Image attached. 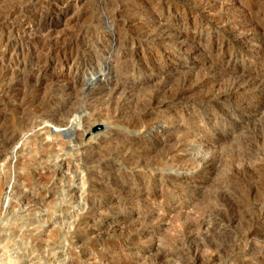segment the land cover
Returning <instances> with one entry per match:
<instances>
[{
  "label": "rangeland",
  "instance_id": "374dc122",
  "mask_svg": "<svg viewBox=\"0 0 264 264\" xmlns=\"http://www.w3.org/2000/svg\"><path fill=\"white\" fill-rule=\"evenodd\" d=\"M123 1L72 27L82 87L50 106L85 105L68 129L0 120V264H264V0Z\"/></svg>",
  "mask_w": 264,
  "mask_h": 264
},
{
  "label": "bare ground",
  "instance_id": "6f19581e",
  "mask_svg": "<svg viewBox=\"0 0 264 264\" xmlns=\"http://www.w3.org/2000/svg\"><path fill=\"white\" fill-rule=\"evenodd\" d=\"M125 1V0H124ZM123 1V2H124ZM143 1V0H142ZM211 1V0H210ZM218 1V0H217ZM256 1V0H255ZM5 0H0V120L7 121L10 116H21L16 120V127L24 130L30 126L29 109L33 108L34 114L46 119L56 127L67 128L68 118L73 112H79L78 105L68 102L58 109L50 108L53 104L52 98L57 100L67 93L75 92L78 87H82L78 79L81 68L77 63L78 48L84 38L79 31L74 33L72 27L81 17L84 0H20L13 3V6L5 7ZM7 2V1H6ZM84 2V3H83ZM128 2V0H127ZM131 2V0L129 1ZM187 2V1H186ZM199 2V1H198ZM201 2V1H200ZM209 2V1H208ZM220 2V1H219ZM218 2V3H219ZM229 2V1H228ZM233 2V1H232ZM241 2V1H240ZM12 3V2H10ZM9 3V4H10ZM126 3V2H125ZM210 3V2H209ZM208 3V4H209ZM214 3V2H212ZM211 3V4H212ZM84 4V5H83ZM87 4V3H86ZM120 4V2H119ZM202 4V3H201ZM200 4V5H201ZM222 4V3H221ZM219 3V5H221ZM226 4V3H225ZM42 5V6H41ZM89 5V4H88ZM124 5V4H123ZM129 5V4H128ZM215 5V4H214ZM218 5V6H219ZM257 5V4H256ZM9 6V5H8ZM41 6L38 12L35 11L34 21L27 17L26 8L32 10ZM86 6V5H85ZM118 6V5H117ZM143 6V5H142ZM145 6V5H144ZM213 6V5H212ZM89 7V6H88ZM119 7V6H118ZM216 7V6H215ZM234 7V6H232ZM259 7L262 8L260 5ZM153 8V7H152ZM203 8V7H202ZM224 8V7H223ZM230 8V6H229ZM228 8V9H229ZM256 8V7H255ZM258 8V7H257ZM264 8V7H263ZM87 9V8H86ZM85 9V10H86ZM112 9V7H110ZM114 9V8H113ZM113 9L111 12H113ZM120 9V8H119ZM132 9V8H131ZM201 9V8H200ZM212 9V8H211ZM222 9V8H221ZM238 9V8H237ZM243 9V8H242ZM38 10V9H37ZM83 10V11H85ZM116 10V9H115ZM114 10V11H115ZM122 10V9H121ZM144 10V9H143ZM147 10V9H146ZM217 10V9H216ZM246 10V9H245ZM255 10V9H254ZM29 11V10H28ZM87 11V10H86ZM109 11V14H110ZM139 11V10H138ZM141 11V10H140ZM148 11V10H147ZM150 11V9H149ZM154 11V10H153ZM211 11V10H210ZM119 12V11H118ZM240 12V11H239ZM246 12V11H245ZM262 12V11H261ZM25 13V14H24ZM34 13V11H33ZM117 13V12H116ZM248 13V12H247ZM255 13V12H254ZM114 14V13H113ZM32 15V14H31ZM34 15V14H33ZM107 15V14H106ZM119 15V14H118ZM216 15V14H215ZM264 15V14H263ZM109 16V15H108ZM107 16V17H108ZM248 16V15H246ZM258 16V15H257ZM31 17V16H30ZM110 17V16H109ZM124 17V16H123ZM129 17V16H128ZM225 17V16H224ZM113 18V17H112ZM111 18V20H112ZM157 19V17H155ZM204 18V17H203ZM256 18V17H255ZM259 18V17H258ZM28 19V20H27ZM106 19V18H105ZM115 19V18H114ZM123 19V18H122ZM210 19V18H209ZM260 19V18H259ZM109 20V19H108ZM255 20V19H254ZM253 20V21H254ZM107 21V20H106ZM114 21V20H113ZM151 21V20H150ZM212 21V19H211ZM226 21V20H224ZM196 22V21H195ZM219 22V21H217ZM252 22V21H251ZM215 23V22H214ZM224 23V22H223ZM260 23V22H259ZM78 24V23H77ZM196 24V23H195ZM225 24V23H224ZM236 25V23H234ZM239 24V23H238ZM237 24V25H238ZM258 24V23H257ZM197 26V24H196ZM202 26V25H201ZM200 26V27H201ZM209 26V25H208ZM245 26V25H244ZM75 27V26H74ZM239 27V25H238ZM264 27V26H263ZM76 28V27H75ZM78 28V26H77ZM76 28V29H77ZM158 28V27H157ZM202 28V27H201ZM213 28V27H212ZM230 28V27H229ZM82 29V28H81ZM155 29V28H154ZM152 29V30H154ZM144 30V29H143ZM142 30V31H143ZM151 30V31H152ZM156 30V29H155ZM158 30V29H157ZM160 30V29H159ZM163 30V29H162ZM166 30V29H165ZM231 30V29H230ZM263 30V29H262ZM140 31V30H139ZM141 31V32H142ZM148 31V30H147ZM175 31V30H174ZM201 31V29H200ZM226 31V30H225ZM228 31V30H227ZM233 31V30H232ZM250 31V30H249ZM248 31V32H249ZM144 32V31H143ZM157 32V31H156ZM160 32V31H159ZM173 32V31H171ZM202 32V31H201ZM224 32V31H223ZM234 32V31H233ZM247 32V31H246ZM112 33V32H111ZM150 33V31H149ZM155 33V32H153ZM152 33V34H153ZM164 33V32H163ZM180 33V32H179ZM178 33V34H179ZM182 33V32H181ZM230 33V32H229ZM84 34V33H83ZM146 34V33H145ZM170 34V33H169ZM174 33L171 34V36ZM183 34V33H182ZM223 34V33H222ZM225 34V33H224ZM240 34V32L238 33ZM262 34V33H261ZM85 35V34H84ZM112 35V34H111ZM120 35V34H118ZM140 35V34H139ZM154 35V34H153ZM162 35V34H161ZM177 36V34H175ZM253 35V33H252ZM256 35V34H255ZM258 35V34H257ZM256 35V36H257ZM260 35V34H259ZM160 36V34H159ZM165 36V34H164ZM246 36V35H245ZM98 37V36H97ZM158 37V36H157ZM163 37V36H160ZM242 37V35H241ZM253 37V36H252ZM86 38V37H85ZM95 38V37H94ZM99 38V37H98ZM101 38V37H100ZM99 38V39H100ZM231 38V37H230ZM236 38V37H235ZM234 38V39H235ZM237 38H239L237 36ZM98 39V40H99ZM117 41L118 36L111 37ZM138 39V38H137ZM142 39V38H141ZM147 39V38H146ZM151 39V38H149ZM153 39V38H152ZM158 39V38H157ZM166 39V38H165ZM218 39V38H217ZM232 39V38H231ZM256 39V38H255ZM107 40V39H106ZM148 40V39H147ZM224 40V39H223ZM251 40V39H250ZM125 41V40H124ZM167 41V40H166ZM217 41V40H216ZM221 41V40H220ZM110 42V41H109ZM118 42V41H117ZM122 42V40H121ZM161 42V41H160ZM171 42V41H170ZM158 43V42H157ZM168 43V42H167ZM171 43H174L171 42ZM186 43V42H184ZM183 43V44H184ZM190 43V42H189ZM192 43V42H191ZM198 43V42H197ZM261 43V42H260ZM264 43V41H263ZM151 44V43H150ZM176 44V43H175ZM196 44V43H195ZM200 44V43H199ZM209 44V43H208ZM221 44V43H220ZM236 44V43H235ZM83 45V44H82ZM112 45V44H111ZM155 45V44H154ZM194 45V43H193ZM262 45V44H261ZM116 46V45H115ZM118 46V45H117ZM136 46V45H135ZM187 46V45H186ZM191 46V45H190ZM222 46V45H221ZM120 47V46H119ZM118 47V48H119ZM141 47V45H140ZM149 47V45H148ZM203 47V46H202ZM254 47V46H253ZM262 47V46H261ZM264 47V46H263ZM142 48V47H141ZM186 48V47H185ZM190 48V47H189ZM228 48V47H226ZM134 49V48H133ZM263 49V48H262ZM80 50V49H79ZM115 52V47H110ZM192 50V47H191ZM189 50V51H191ZM201 50V47H200ZM108 51V50H107ZM183 51V50H182ZM196 51V50H195ZM219 51V50H218ZM221 51V50H220ZM104 52V51H103ZM152 52V51H151ZM105 53V52H104ZM112 53V52H111ZM131 53V52H130ZM146 53V52H145ZM204 53V52H203ZM113 54V53H112ZM143 54V53H142ZM220 54V53H219ZM253 55V54H252ZM263 55V54H262ZM81 56V55H80ZM109 54L107 55V57ZM116 56V55H115ZM113 57V56H112ZM117 57V56H116ZM128 57V56H127ZM196 57V56H195ZM252 59V57H250ZM263 58V57H262ZM104 59V58H103ZM256 59V58H255ZM258 59V58H257ZM96 59H94L95 61ZM99 60V59H98ZM113 60V59H112ZM129 60V59H128ZM131 60V59H130ZM97 61V60H96ZM124 61V60H123ZM260 61V60H259ZM81 62V61H80ZM116 62V61H115ZM137 62V61H136ZM255 62V61H254ZM86 63V62H85ZM99 63V62H97ZM120 63V62H119ZM135 63V62H134ZM87 64V63H86ZM100 64V63H99ZM138 64V63H137ZM145 64V63H144ZM105 65V64H104ZM115 65V64H114ZM135 65V64H134ZM160 65V64H159ZM261 65V64H259ZM263 65V64H262ZM102 66V65H101ZM100 66V67H101ZM107 66V65H106ZM130 66V65H129ZM85 67V66H84ZM260 67V66H259ZM130 68V67H129ZM134 68V67H133ZM139 68V67H138ZM151 68V67H150ZM102 69V67H101ZM158 69V68H157ZM256 69V68H255ZM84 70V69H83ZM107 70V69H106ZM115 70V69H114ZM126 70V69H125ZM148 70V69H147ZM160 70V69H159ZM162 70V69H161ZM215 70V69H214ZM119 71V70H118ZM117 71V72H118ZM152 72V71H151ZM161 72V71H160ZM220 74L222 73L219 71ZM243 73V72H242ZM108 74V72H107ZM119 74V72H118ZM135 74V73H133ZM147 74V73H146ZM155 74V73H154ZM214 74V73H211ZM232 74V73H231ZM219 75V74H215ZM222 75V74H221ZM257 75V74H256ZM130 76V75H129ZM236 76V75H235ZM231 77V76H230ZM234 77V76H233ZM250 77V76H249ZM247 77V78H249ZM252 77V75H251ZM187 78V77H186ZM219 78V77H218ZM238 78V77H237ZM236 78V80H238ZM242 79V76L239 77ZM255 78V77H254ZM253 78V79H254ZM257 78V77H256ZM139 79V78H138ZM233 79V78H231ZM259 79V78H258ZM262 79V78H261ZM162 80V79H161ZM188 80V79H187ZM234 80V79H233ZM245 80V79H244ZM252 81V78L249 79ZM256 80V79H255ZM264 80V79H263ZM118 81V79H117ZM231 81V80H230ZM240 81V79H239ZM239 81L237 83H239ZM254 81V80H253ZM262 81V80H261ZM258 82V83H261ZM208 82V80H207ZM236 82V81H235ZM234 82V83H235ZM245 82V81H244ZM247 82V81H246ZM263 82V81H262ZM185 83V82H184ZM243 83V82H242ZM248 83V82H247ZM245 83V84H247ZM250 83V82H249ZM257 83V85H258ZM162 84V83H161ZM207 84V83H206ZM230 84V83H229ZM233 84V82H232ZM231 84V85H232ZM244 84V85H245ZM254 84H256L254 82ZM262 84V83H261ZM96 85V84H94ZM234 85V84H233ZM232 85V87H233ZM236 85V84H235ZM239 85V84H238ZM241 85V84H240ZM239 85V87H240ZM256 85V89H257ZM171 86V85H170ZM173 86V85H172ZM200 86V85H199ZM205 86V85H204ZM247 86V85H246ZM263 86V84H262ZM114 87V85H113ZM238 87V86H237ZM129 88V87H128ZM169 88V87H168ZM251 90L255 89L251 86ZM118 88H116L117 90ZM122 89V88H120ZM124 89V88H123ZM173 89V88H172ZM255 89V90H256ZM115 90V91H116ZM129 90V89H128ZM170 90V89H169ZM237 90V89H235ZM234 90V91H235ZM246 90V89H245ZM249 90V91H251ZM262 90V89H261ZM82 91V90H81ZM119 91V90H118ZM132 91V90H131ZM263 91V90H262ZM77 92V91H76ZM92 92V90L90 91ZM104 91H102L103 93ZM113 92V91H112ZM127 92V91H126ZM174 92V91H172ZM171 92V93H172ZM220 92V90H219ZM218 92V93H219ZM227 92V91H226ZM239 92V91H238ZM170 93V92H169ZM168 93V94H169ZM175 93V92H174ZM173 93V94H174ZM177 93V92H176ZM228 93V92H227ZM240 93V92H239ZM254 93V92H253ZM264 93V92H263ZM107 94V93H106ZM113 94V93H112ZM130 94V93H128ZM172 94V95H173ZM222 94V93H221ZM113 95H116L113 94ZM118 95V94H117ZM121 95V94H120ZM166 95V94H165ZM164 95V96H165ZM217 96V93L215 94ZM219 95V94H218ZM250 95V93H249ZM171 96V95H170ZM224 96V95H223ZM64 97V96H63ZM118 97V96H117ZM133 97V96H132ZM175 97L174 96H171ZM169 97V98H171ZM184 97V96H183ZM85 98V97H84ZM110 99L112 97H109ZM122 98V97H121ZM168 98V97H167ZM220 98V97H219ZM64 98H62L63 100ZM166 99V98H164ZM172 99V100H173ZM218 99V98H217ZM258 99V98H257ZM113 100V99H112ZM159 100V99H157ZM168 100V99H167ZM166 100V101H167ZM61 101V100H60ZM69 101V100H68ZM120 101V100H119ZM55 102V100H54ZM65 102V101H64ZM67 102V101H66ZM84 102V101H83ZM108 102V101H107ZM111 102V101H110ZM116 102V100H115ZM157 102V101H156ZM159 102V101H158ZM164 102V101H163ZM162 102V103H163ZM86 103V102H85ZM176 103V102H175ZM87 104V103H86ZM119 104V103H118ZM164 104V103H163ZM169 104V103H168ZM54 105V104H53ZM58 105V103H57ZM56 105V106H57ZM64 105V104H63ZM120 105V104H119ZM157 105V104H156ZM115 106V105H114ZM150 106V105H149ZM249 106V105H248ZM151 107V106H150ZM247 107V106H246ZM158 108V107H157ZM83 111V110H82ZM108 111V110H107ZM33 112V111H32ZM146 112V111H145ZM153 112V111H152ZM31 114V113H30ZM113 114V113H112ZM34 115V116H35ZM37 115V116H38ZM74 115V114H72ZM106 116V113L104 114ZM263 115V114H262ZM101 116V115H100ZM172 116V115H171ZM147 117V116H146ZM96 118V117H95ZM263 118V117H262ZM139 119V118H138ZM264 119V118H263ZM143 122V121H142ZM148 122V121H147ZM34 123V122H33ZM125 124V123H124ZM145 124V123H144ZM13 125V124H12ZM97 121H88L84 124L82 132H79L74 125L71 131L76 137L77 145H82L81 138L88 137L94 140L95 132L93 127ZM126 125V124H125ZM128 125V124H127ZM139 125V122H138ZM32 126V125H31ZM142 126V125H141ZM150 126V125H149ZM159 126V125H158ZM12 127V126H11ZM151 127V126H150ZM160 127V126H159ZM2 128V126H1ZM14 128V127H13ZM109 126L106 124L105 129ZM124 128V127H123ZM163 128V127H162ZM68 129V128H67ZM141 129V128H139ZM138 129V130H139ZM157 129V128H156ZM6 130V129H5ZM15 130V129H14ZM17 130V129H16ZM27 130V129H26ZM30 130V129H28ZM70 130V129H69ZM12 131V129H11ZM70 131V132H71ZM128 131V130H125ZM138 132V131H135ZM150 132V131H149ZM132 133L133 130H132ZM132 133H129L132 135ZM153 133V132H152ZM155 133V132H154ZM3 134V133H2ZM1 134V135H2ZM13 134V133H12ZM17 134V133H16ZM138 134V133H135ZM14 135V134H13ZM7 136V135H6ZM19 136V134H18ZM141 136V135H140ZM1 137V136H0ZM107 137V136H106ZM128 137V136H127ZM130 137V136H129ZM155 138V137H154ZM15 137H3L1 140L2 155L9 150L10 145L15 141ZM124 139V138H123ZM145 140V139H144ZM165 141V140H164ZM162 140V142H164ZM129 142V141H128ZM149 142V141H148ZM143 143V142H142ZM179 144V143H178ZM145 145V144H144ZM165 145V144H164ZM180 145V144H179ZM190 145V144H189ZM126 147V145H124ZM130 147V145H128ZM136 146V145H135ZM141 146V145H140ZM160 146V145H159ZM177 146V144H176ZM188 146V145H186ZM120 147V146H119ZM165 147V146H164ZM89 148V147H88ZM126 149V148H125ZM176 149V148H175ZM187 149V148H186ZM177 150V149H176ZM113 151V150H112ZM186 151V150H185ZM171 152V151H170ZM200 152V151H199ZM113 153V152H112ZM123 153V152H122ZM174 153V152H173ZM202 154V152L200 153ZM8 155V154H7ZM173 155V154H172ZM198 155V153H197ZM208 155V154H207ZM91 156V155H90ZM193 156V155H192ZM203 156V155H201ZM89 157V156H88ZM191 157V156H190ZM167 158V157H166ZM85 160V159H84ZM203 160V158H202ZM87 161V160H86ZM201 162V160H200ZM206 162V161H205ZM204 163V162H203ZM107 164V163H106ZM202 164V163H200ZM90 165V163H89ZM171 165V164H170ZM173 165V164H172ZM111 166V165H109ZM108 166V167H109ZM113 166V165H112ZM52 172V171H51ZM91 176V175H90ZM98 177V176H97ZM93 182V181H92ZM97 182V181H96ZM91 184V183H90ZM94 185V184H93ZM100 186V185H99ZM101 187V186H100ZM4 188V187H3ZM5 189V188H4ZM109 190V189H108ZM123 191V190H122ZM146 191V189H145ZM113 193V192H112ZM116 193V192H115ZM119 193V192H118ZM145 193V192H144ZM124 194V192H123ZM140 194V193H139ZM148 194V193H146ZM162 194V193H161ZM121 195V194H120ZM137 195V194H136ZM135 196V195H134ZM142 196V195H141ZM144 196V194H143ZM147 196V195H146ZM145 196V197H146ZM159 196V195H158ZM162 197V196H161ZM119 198V197H118ZM139 198V197H138ZM142 198V197H141ZM147 198V197H146ZM156 198V197H155ZM154 198V199H155ZM153 199V200H154ZM160 199V198H159ZM161 198L160 200H162ZM111 200V199H110ZM116 200V199H115ZM138 200V199H137ZM96 201V200H95ZM114 201V200H113ZM118 202V201H117ZM120 202V201H119ZM151 202V201H149ZM115 203V202H114ZM156 203V201H155ZM153 204V201H152ZM163 204V203H162ZM263 204V203H262ZM116 205V204H115ZM122 205V204H121ZM151 205V204H150ZM93 206V205H92ZM91 206V207H92ZM264 206V205H262ZM95 207V206H94ZM122 207V206H121ZM93 209V208H92ZM157 209V208H156ZM159 209V208H158ZM161 210V209H160ZM181 211V210H180ZM188 212V211H187ZM169 214V213H168ZM92 216V215H91ZM0 217H2L0 215ZM97 217V216H96ZM168 217V216H167ZM97 219V218H96ZM85 222V221H84ZM80 226V225H79ZM78 227V226H77ZM86 227V226H85ZM79 230V228H78ZM96 231V230H95ZM55 234V233H54ZM79 238V237H78Z\"/></svg>",
  "mask_w": 264,
  "mask_h": 264
}]
</instances>
